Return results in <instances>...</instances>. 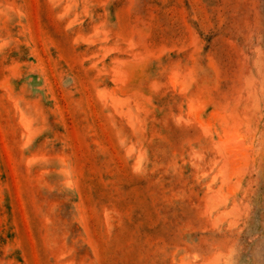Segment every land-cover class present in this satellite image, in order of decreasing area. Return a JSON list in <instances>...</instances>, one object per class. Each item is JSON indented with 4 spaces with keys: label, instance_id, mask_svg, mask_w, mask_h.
I'll return each mask as SVG.
<instances>
[{
    "label": "rangeland",
    "instance_id": "rangeland-1",
    "mask_svg": "<svg viewBox=\"0 0 264 264\" xmlns=\"http://www.w3.org/2000/svg\"><path fill=\"white\" fill-rule=\"evenodd\" d=\"M0 264H264V0H0Z\"/></svg>",
    "mask_w": 264,
    "mask_h": 264
}]
</instances>
